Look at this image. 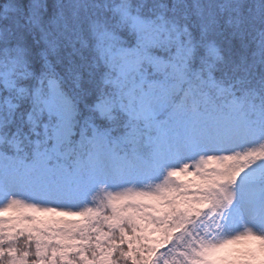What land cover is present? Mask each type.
I'll return each instance as SVG.
<instances>
[{
    "label": "snow or ice",
    "instance_id": "1",
    "mask_svg": "<svg viewBox=\"0 0 264 264\" xmlns=\"http://www.w3.org/2000/svg\"><path fill=\"white\" fill-rule=\"evenodd\" d=\"M0 264H264V0H0Z\"/></svg>",
    "mask_w": 264,
    "mask_h": 264
}]
</instances>
